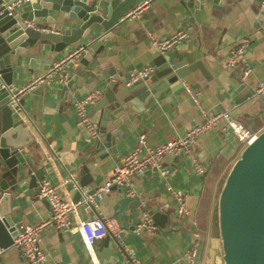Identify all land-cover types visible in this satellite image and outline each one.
Listing matches in <instances>:
<instances>
[{"label":"crops","instance_id":"obj_1","mask_svg":"<svg viewBox=\"0 0 264 264\" xmlns=\"http://www.w3.org/2000/svg\"><path fill=\"white\" fill-rule=\"evenodd\" d=\"M206 2L196 13L193 22H183L176 15L174 0H141L130 11L136 13V16L128 18L119 29H115L113 37L105 43L103 58L99 62L112 63L110 70H119L128 77L135 70L156 66L162 51L152 44L151 36L162 40L184 28L189 31V38L172 49L188 54L194 62L193 54H202L203 58L198 61L206 64L204 72L196 68V71L183 79L184 87L181 90L162 92L150 109L147 110L145 103L137 98L131 103L134 111L128 112V122L119 129L116 155L111 153L103 158V152L95 151V139L86 127L78 125L76 101L93 91H100L101 98L106 87L105 82L99 80L103 78L104 71L98 68L92 70L91 67L84 71L78 69L83 52L75 61L67 62L63 67V74L68 75L67 80L72 75H79L72 101L61 94L63 82L57 74L53 85H43L47 88L41 92H36L37 88H34L25 93L23 97L29 114L26 123L33 131L35 140L26 153V169L19 167L7 176L6 181L12 192V210L8 217L12 226L38 225L46 221L51 211L47 201L39 196V184L45 179L58 185L72 174L82 190L76 189L74 182H70L60 191L77 203L80 220L88 221L98 216L112 217L121 227L117 235H110L113 250L101 248L102 239L95 242L99 261L102 257L116 254L120 264H126L127 258L118 245L119 241L144 264H183L185 261L180 263L178 259L184 257L193 243L200 242L197 264H224L219 257L215 263L209 261L210 239L203 238V232L208 229L212 231L214 196L218 182L240 157L246 144L233 134L228 135L223 123L196 140L190 154L166 157L163 166L172 170L166 178H162L155 169L135 176L133 184L148 201L150 210L158 206L159 210L163 209L160 212L167 215L164 229L161 230L158 225L160 231L155 235L135 234L134 227L139 220L140 208L139 205H132L135 199L127 197L121 188L113 189L99 201L98 207L79 203L83 201L85 192L91 193L113 176L115 167L135 149L141 134H146L148 144L155 146L183 136L189 128L204 121V116L190 98L185 85L199 93L205 108L217 112L225 109L250 131L257 134L264 131V100L261 98L260 102L256 94L259 82L264 80L262 0H226L222 5H215L212 0ZM51 15L56 19L63 16L56 11H52ZM42 27H54L55 30L58 25L46 24ZM244 38H248L250 43L243 58L231 69L227 66L230 52ZM82 43L58 51L52 47L51 42L39 40L36 46L27 51L23 73L14 80L18 89H24L37 78L46 75L56 63L81 47ZM32 59L35 62L30 65ZM246 63L252 68L248 76L243 75ZM93 106L89 107V115ZM100 117V112L91 116L92 122L98 127ZM194 155L206 169L204 176L194 172ZM84 166L88 167L89 173L83 169ZM39 170H44V177L38 179L37 185L32 187V175ZM84 177L89 178L85 185L82 184ZM169 187L187 195L191 213L187 222L177 216V203ZM208 198L210 208L205 214L207 225L203 228L199 222L203 204ZM73 229H43L42 245L48 256L40 264H93L76 225ZM2 259V264H32L15 246L2 252Z\"/></svg>","mask_w":264,"mask_h":264},{"label":"water","instance_id":"obj_2","mask_svg":"<svg viewBox=\"0 0 264 264\" xmlns=\"http://www.w3.org/2000/svg\"><path fill=\"white\" fill-rule=\"evenodd\" d=\"M17 1L0 0V264L3 262L2 252L14 246L17 235V228L8 220L12 210V192L7 176L19 167L26 169V153L35 140L26 123L29 114L25 98L14 97L19 90L14 80L22 75L23 61L30 48L39 40L51 42L58 51L84 42L85 50L79 58L78 69L84 71L91 67L92 70L104 71L103 78H99L106 84L104 94L90 111V117H94L96 112L101 113L94 149L103 152V158L118 153L119 129L128 122V112L134 111L131 103L136 98L142 100L148 110L162 92L181 90L183 79L196 68L202 72L206 70V64L198 61L203 58L202 54L194 53V62L188 54L171 49L158 57L148 78L129 85L131 73L126 77L119 70H110L112 63L99 62L103 58L105 43L113 37L114 30L128 20L126 14L141 0H31L16 4ZM206 1L174 0L176 15L183 22H193ZM225 1L212 0L215 5H222ZM52 11L62 13V18L52 17ZM46 24L58 27L55 30L54 27H45L50 29L46 32L38 29ZM34 62L32 59L30 65ZM78 81L79 75L76 74L62 85L61 94L69 101H72ZM44 88L47 87L40 85L36 92ZM83 169L89 173L88 167ZM43 177L44 170L36 172L32 175L31 186L37 185L38 179ZM87 182L89 178L84 177L82 184ZM132 205L138 206L140 201L135 199ZM217 211L224 264H264V131L246 145L232 165L218 198ZM150 214L163 230L167 215L161 213L158 206L153 207ZM102 242L101 248L114 249L110 235ZM118 245L122 246L119 241ZM100 261L102 264H120L116 254L102 257Z\"/></svg>","mask_w":264,"mask_h":264},{"label":"built area","instance_id":"obj_3","mask_svg":"<svg viewBox=\"0 0 264 264\" xmlns=\"http://www.w3.org/2000/svg\"><path fill=\"white\" fill-rule=\"evenodd\" d=\"M23 1L31 0H18L16 4H20ZM262 7L264 8V0H262ZM11 8L12 7H10V9ZM135 16L136 13L130 12L126 17L132 19ZM42 30L47 31L50 29L42 28ZM189 35V31L183 28L162 40H157L151 36V41L154 46L162 51V53H165L171 50L176 44L183 43L189 38ZM249 43V39L244 38L239 45L231 50L227 61V66L229 68L234 69L236 67L239 59L243 58ZM84 50L85 47L81 46L69 55H66L64 59L56 63L46 75L37 78L24 89L18 90L14 97L20 98L24 96L26 92L37 88L40 85H53L56 81L55 79L57 75H59L60 80L65 83L68 75L63 74V67L67 62L75 61ZM251 72L252 68L246 63L243 75L248 76ZM151 73V67H147L143 70H135L131 73V77L128 79V84L131 85L144 78H148ZM185 89L204 116V121L189 128L183 136L155 146L148 144L146 134H141L137 146L115 167L113 176L105 184L96 188L94 193L85 192L83 201L79 203L84 202L88 206H93V208L98 207L99 201L103 200L106 195L110 194L114 186L121 188L124 190L127 197L138 199L140 201V216L134 227L135 234L138 236L142 234L155 235L160 231L159 226L150 214L148 201L139 191H137L133 184L135 176L144 174L151 169H157L159 175L162 178H166L171 174L172 170L163 166L165 158L169 155L181 157L190 154L193 143L200 139L209 130L218 127L221 123H226L224 131L228 135L233 134L240 142H243L246 145L257 137V133L250 131L242 123L234 119L229 111H211L205 108L198 92L194 91L187 85H185ZM256 94L264 100V80L259 82ZM100 96V91H93L75 103L78 115V125L86 127L92 138L98 136V128L91 120L89 107L93 106L99 100ZM192 162L194 172L198 175L204 176L206 169L196 155L192 156ZM70 182H74L76 189L82 190L76 177L72 174H70L69 178L62 179L58 185L52 184L45 179L42 180L39 184L38 192L41 198H44L49 202L51 211L50 217L38 225L22 224L17 227L14 246L20 249L24 258L32 264H40L47 259L48 255L42 245V231L46 227H56L60 230H74L73 228H75L76 225V228L81 233L84 243L89 250L93 264H101L98 260L95 249L96 240L103 239L107 235H117L121 230L118 221L112 217L98 216L88 221H81L77 215V203H74L60 191L61 188L63 189L67 186V183ZM169 190L177 203V216L184 222H187L191 215L187 195L172 187H169ZM160 210L163 211L162 208H160ZM199 247L200 242L193 243L186 250L184 257L178 259V262L183 263L185 261L183 264H197ZM120 249L127 258L126 264H144L143 261L137 258L130 250L125 249L124 246H120Z\"/></svg>","mask_w":264,"mask_h":264},{"label":"rangeland","instance_id":"obj_4","mask_svg":"<svg viewBox=\"0 0 264 264\" xmlns=\"http://www.w3.org/2000/svg\"><path fill=\"white\" fill-rule=\"evenodd\" d=\"M230 167L227 170L230 171ZM157 170V169H155ZM227 171L224 173V175L221 177L220 182H218L217 190L215 191L214 196V208L215 213L213 217L212 222V231L210 229L207 230V232H203V238H209V261L215 263L217 257H219L223 261V250H222V244L220 239V232H219V225H218V198L222 189V186L226 180V177L228 175ZM97 241V240H96ZM219 243V246H218Z\"/></svg>","mask_w":264,"mask_h":264},{"label":"trees","instance_id":"obj_5","mask_svg":"<svg viewBox=\"0 0 264 264\" xmlns=\"http://www.w3.org/2000/svg\"><path fill=\"white\" fill-rule=\"evenodd\" d=\"M227 173H229V172L227 171ZM209 198L204 202L203 208H202V213H201V216H200L201 220H200L199 224H201L203 226V228L205 227V225H207V221L205 219V214L209 211V208H210ZM199 233L202 235L201 232H199Z\"/></svg>","mask_w":264,"mask_h":264}]
</instances>
